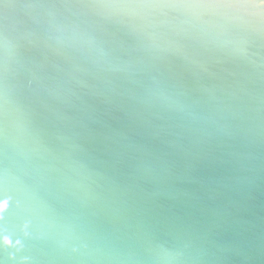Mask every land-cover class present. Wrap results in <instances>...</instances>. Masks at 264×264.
<instances>
[{
  "label": "water",
  "instance_id": "obj_1",
  "mask_svg": "<svg viewBox=\"0 0 264 264\" xmlns=\"http://www.w3.org/2000/svg\"><path fill=\"white\" fill-rule=\"evenodd\" d=\"M0 264H264V0H0Z\"/></svg>",
  "mask_w": 264,
  "mask_h": 264
}]
</instances>
